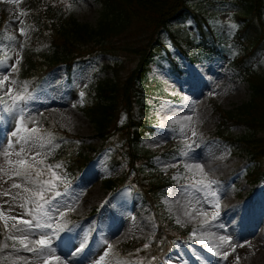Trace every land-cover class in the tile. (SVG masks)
<instances>
[{
    "label": "rangeland",
    "instance_id": "1",
    "mask_svg": "<svg viewBox=\"0 0 264 264\" xmlns=\"http://www.w3.org/2000/svg\"><path fill=\"white\" fill-rule=\"evenodd\" d=\"M190 4L208 15L210 25L220 38L221 53L198 63L180 56L179 64L184 71L181 77L161 66L153 68L149 74L160 87L145 97L154 130L147 133L140 145L155 155L153 164L161 171L175 169L174 183L162 197V204L175 226L190 232L186 241H176L173 251L162 264H264V178L257 184L247 183V172L255 163L245 154L234 155L216 133L220 121L216 105L222 109H234L250 99L247 81L231 64L234 55L241 50L232 38L243 25L244 8L236 0H191ZM30 7L31 0H0V27L7 34L16 36L14 41L8 40L7 46H0V59L4 50L10 57L6 64L0 65V77L9 76L0 96L11 87V95L19 93L32 97L26 103L18 102L14 112L0 113V193L9 192V195L0 196V205L5 215L16 216L17 219H31L27 215L21 217L19 214L25 209L17 205L25 203L30 193L39 192L40 186L25 177L14 176L13 171L18 166L9 165L7 160L27 159L32 166L27 169L32 180L42 181L41 177L33 174L34 170L41 169L44 177L48 172L46 167L59 154L65 141L54 140L46 133L48 136L43 138L44 141L51 139L52 143H44L41 147V142H35V139L28 143L20 140V136H28L26 131H20L13 137L12 133L20 127L21 118L27 129L43 131L44 127L56 124L60 129L86 139L79 140V146L94 155L100 148L101 138L96 136V126L85 114V103L96 95L99 82L106 84L113 78L108 65L116 62V58L109 54L99 55L77 72L74 86L67 83L64 66L60 65L49 71L41 86L31 88V81L25 75L28 67L26 53L36 35L37 25L31 21ZM102 11L98 0H73L59 13L95 28L101 21ZM174 21L176 26L179 25L180 34L186 29L191 36L200 38L192 15L188 18L179 16ZM21 27L26 28V35L20 34ZM160 38L179 55L167 33H161ZM53 52V49L46 51L50 55ZM18 58L19 70L11 72ZM256 69L264 75V56L256 64ZM12 80L16 83L11 84ZM3 98L8 105L12 104L10 96ZM246 131L241 125L226 130L234 136L244 135ZM9 144L13 147L9 148ZM173 145H180V148L168 151ZM21 148L24 153L18 157L15 153ZM111 150L114 152L116 148ZM5 152L12 155L6 157ZM96 158L73 181L53 180L54 191L45 193L46 199H52L56 191L60 193L47 206L53 216V221L48 222L67 223L59 239L52 241L54 252L38 257L23 250L18 242L13 248L14 242L7 237L10 233L20 234L11 229V221L6 228L0 220V264H123L120 253L128 252L136 243L151 240L156 231V219L150 206L128 184L114 191V186L125 179L130 169L128 158L120 164H112L114 162L108 157L107 150ZM202 163L208 166L205 168ZM194 165H202L203 172L187 167ZM192 177L217 181L212 186L217 196H209L206 201L204 193L191 186ZM13 183L21 187L11 188ZM25 188L29 192H25ZM16 193L24 199L13 200L12 195ZM217 198L218 209L214 206ZM10 205L13 207L9 212ZM28 207L33 205L28 203ZM199 211L206 212L207 216H196ZM216 212L219 215L213 220ZM61 213L65 214L63 218ZM75 219L79 220L75 222L77 224L73 223ZM178 219L181 223H177ZM205 219L209 223H204ZM221 236L230 239L226 243L221 242ZM85 237L83 251L73 254ZM28 238L36 240L39 236L29 235ZM5 243L8 248L2 247ZM225 253H228L226 258ZM148 258L146 255L141 257L150 264L152 258Z\"/></svg>",
    "mask_w": 264,
    "mask_h": 264
},
{
    "label": "trees",
    "instance_id": "2",
    "mask_svg": "<svg viewBox=\"0 0 264 264\" xmlns=\"http://www.w3.org/2000/svg\"><path fill=\"white\" fill-rule=\"evenodd\" d=\"M31 1V21L37 25L36 35L26 53L28 67L25 75L30 79L31 87L41 85L49 71L62 64L67 82L73 86L77 72L86 63L105 53L116 58V62L108 65L113 78L106 84L99 82L96 95L85 103V114L96 126L101 149L109 144L115 146L116 152L111 157L117 164L128 157L130 169L115 189L129 184L150 206L156 219V232L151 240L136 243L122 256L135 259L146 255L152 258L151 264H157L177 240H187L189 230L175 226L162 204V197L174 182L175 169L161 171L153 164V155L140 145L147 133L154 130L145 97L160 87L149 74L153 68L161 66L181 77L184 72L179 57L195 63L211 59L221 53L220 38L210 25L206 12L194 9L191 0H98L103 11L95 28L59 13L72 0ZM236 2L244 8L243 25L232 39L241 50L234 55L231 64L247 81L251 94L249 100L234 109H222L216 105L220 113L216 133L234 155L245 154L255 163L248 171L247 181L257 183L264 178V75L256 69V64L264 56V0ZM189 15L194 18L200 38L191 36L186 29L183 34L179 33V25L176 26L174 20ZM163 32L168 34L179 55L160 38ZM8 35L0 27V46L8 45ZM51 49L54 50L51 55L46 53ZM125 115L127 119L123 121ZM236 125L244 126L246 133L234 136L226 132ZM44 132L51 138L59 137L65 141L59 154L46 167L48 172L44 177L39 169L35 170L34 175L39 172L41 179L53 182L57 179L51 173L55 172L56 177L68 183L95 159L79 146V140L86 139L62 130L56 124L27 135L34 137ZM178 148L179 145H173L169 151Z\"/></svg>",
    "mask_w": 264,
    "mask_h": 264
},
{
    "label": "snow or ice",
    "instance_id": "3",
    "mask_svg": "<svg viewBox=\"0 0 264 264\" xmlns=\"http://www.w3.org/2000/svg\"><path fill=\"white\" fill-rule=\"evenodd\" d=\"M9 2H14V0H9ZM26 13H22V15H25ZM21 23H23L21 21ZM19 32L21 35H26V28L21 27L19 29ZM8 40H15L16 36L14 35H8L6 37ZM10 59V57L7 55V51H3V58L0 59V65L6 64V62ZM20 63V58L16 59L15 63L11 67V72H17L19 70L18 65ZM7 82H9V76L4 75L0 77V90H2ZM16 81L12 80L11 84H15ZM26 88V86H25ZM12 89L11 87L8 88L7 92L3 93V96H10L12 100V104L8 105L7 101L3 98V96H0V113H12L14 112L18 106V102H24L26 103L29 99L32 97L30 95H22V94H16L11 95ZM82 95V94H81ZM22 111V109H21ZM190 119V118H189ZM182 130V129H181ZM20 131H26L30 133H37L39 130L36 128L33 129H27L23 125V119L21 118L20 121V127L17 128L16 131L12 133L13 137H16ZM193 135H195V132H193ZM35 139V142H41L40 146L43 147L44 143L51 144V139L44 141L43 137L36 136L35 138L32 135L29 136H20V140H23L25 143H28L29 141ZM19 143V141H17ZM9 148L13 147L12 144L8 145ZM187 147H191V145H188ZM22 153H24V149L21 148L19 152L15 153L16 156L21 157ZM4 155L6 157H10L12 154L5 152ZM39 155V153H37ZM184 155H187V152L184 153ZM32 159H35L33 157ZM42 163V161H40ZM7 163L9 165H15L18 166L13 171L14 176L18 177H25L29 180H31L32 183H38L40 186L39 192H32L30 193L29 199L20 205H17L18 207L24 208L25 211L23 213H20L19 215L22 217L24 215L30 216L31 219H17L16 216H10L5 215L4 211L2 210L3 206L0 205V220H3L4 225L6 228L9 227V221H11V229H14L16 233H19L20 235H13L9 234L7 239H11L14 243L12 244V247H16V242L20 244V246L23 248V250L35 253L38 257H42L45 253H52L54 252V248L52 246V241L54 238L59 239V234L63 232L67 228V223H59V222H48L53 221V216L50 214V211L47 206L52 204V199L55 197L60 196V193L58 191L55 192L54 197L52 199H46L45 193L46 192H53L55 189V184L51 181H38V180H32V174L27 169L31 168L32 166L27 163V159L20 158L16 161H12L11 159L7 160ZM56 167H60V165H56ZM189 169L195 168L199 169L200 172H203V166L202 165H194V166H187ZM49 169H51V166H49ZM52 176L56 179L58 177L55 176V172L51 173ZM40 175L39 172L36 173V176L38 177ZM11 178V177H10ZM217 181L215 180H208L206 178L196 179L195 177H192V187L196 188L197 191L203 192L205 195V200L207 201V198L209 196L216 197L217 194L215 191L212 190V186L216 185ZM20 184L13 183L11 185V188H20ZM25 192H29V189L25 188ZM9 195V192H3L0 193V196ZM12 199H24V197H21L19 193H16L12 195ZM4 203H8L5 201ZM28 203H31L33 207H28ZM217 209L219 208V202L217 198V202L214 205ZM12 207L10 205L8 211H12ZM186 215H190V213H185ZM201 215L207 216L206 212L200 213ZM65 214L61 213L60 216L63 218ZM219 213L216 212L213 214L212 219L215 220L218 217ZM194 218V217H193ZM177 223H181V221L178 219ZM204 223H209L207 219H205ZM49 230L48 232H44L43 230ZM39 230V231H37ZM29 235H38L39 239L36 240H30L28 237ZM230 238L221 236L219 237V240L221 242H228ZM87 237H85L84 241L81 242V244L74 250L73 254H76L78 252L83 251V248L85 246ZM32 245V246H30ZM3 248H8L9 245L7 243L3 244ZM111 247V246H109ZM147 247V245H145ZM219 254V253H218ZM107 255V253L105 254ZM225 258L227 257L228 253H225ZM55 259L59 260V257H55ZM101 260H103V257H101ZM27 264V262H26ZM63 264V262H62Z\"/></svg>",
    "mask_w": 264,
    "mask_h": 264
},
{
    "label": "bare ground",
    "instance_id": "4",
    "mask_svg": "<svg viewBox=\"0 0 264 264\" xmlns=\"http://www.w3.org/2000/svg\"><path fill=\"white\" fill-rule=\"evenodd\" d=\"M202 165L206 168L207 166H208V164H206V163H202ZM199 213V214H198ZM197 213V215L196 216H199V217H203L204 215H201L200 213H202L201 211H199Z\"/></svg>",
    "mask_w": 264,
    "mask_h": 264
}]
</instances>
